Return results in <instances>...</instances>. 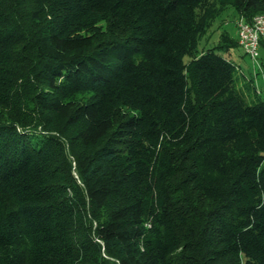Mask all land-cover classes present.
I'll list each match as a JSON object with an SVG mask.
<instances>
[{"label": "trees", "instance_id": "trees-1", "mask_svg": "<svg viewBox=\"0 0 264 264\" xmlns=\"http://www.w3.org/2000/svg\"><path fill=\"white\" fill-rule=\"evenodd\" d=\"M231 7L264 0H0V264H264Z\"/></svg>", "mask_w": 264, "mask_h": 264}, {"label": "rangeland", "instance_id": "rangeland-1", "mask_svg": "<svg viewBox=\"0 0 264 264\" xmlns=\"http://www.w3.org/2000/svg\"><path fill=\"white\" fill-rule=\"evenodd\" d=\"M239 19L240 16L234 8L231 7L227 9L222 16L218 17L213 22L209 32V44H220L222 41L227 44L228 38L227 36L223 37V34H228L233 39L237 40V22ZM207 41L204 38L201 42V46L205 45ZM230 56L234 59L235 70L242 78L243 82L251 87L253 94L264 98V48H261L260 56L256 60L245 54L241 46L232 48ZM60 126L61 125L56 124L55 128H57V131L63 132L64 135L68 134V132L62 130Z\"/></svg>", "mask_w": 264, "mask_h": 264}, {"label": "built area", "instance_id": "built-area-1", "mask_svg": "<svg viewBox=\"0 0 264 264\" xmlns=\"http://www.w3.org/2000/svg\"><path fill=\"white\" fill-rule=\"evenodd\" d=\"M238 39L245 54L258 59L264 44V17L254 15L247 20L241 17L238 22Z\"/></svg>", "mask_w": 264, "mask_h": 264}, {"label": "bare ground", "instance_id": "bare-ground-1", "mask_svg": "<svg viewBox=\"0 0 264 264\" xmlns=\"http://www.w3.org/2000/svg\"><path fill=\"white\" fill-rule=\"evenodd\" d=\"M257 15H259V17H264V13H259Z\"/></svg>", "mask_w": 264, "mask_h": 264}]
</instances>
